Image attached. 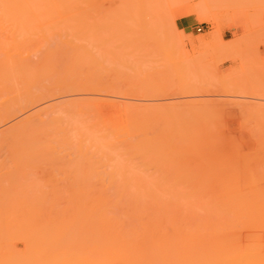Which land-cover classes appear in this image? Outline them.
Listing matches in <instances>:
<instances>
[{"label":"rangeland","instance_id":"1","mask_svg":"<svg viewBox=\"0 0 264 264\" xmlns=\"http://www.w3.org/2000/svg\"><path fill=\"white\" fill-rule=\"evenodd\" d=\"M69 2L0 6V57L6 60V65L9 64L8 59L15 58L35 66L23 77L22 90L29 87L35 90L43 85L50 90L42 100L40 98L41 102L26 104L16 110L15 115L12 113L0 118V141L6 137V142L12 129L31 118L39 121V127L48 123L45 129L54 134L55 140H65L60 145L40 150L43 153L30 151L31 157L22 156L21 160L19 155L23 153L8 145H0V172L7 173H0V218L3 217L0 230L4 233L3 236L0 231V261L5 259L0 263L5 262L8 255L13 261L38 259L35 251L41 249V238L40 241L37 238L42 233L40 227L47 221L42 220L44 225L37 222L41 226L36 230L33 219L37 220L38 215L53 218L52 215L56 214L63 220L57 219L58 222L64 224L59 225L56 216L53 219L56 223L49 219L55 223L53 226H64V232L75 231L73 235L76 237L69 242L71 235L67 236L69 239L63 236L68 243L62 249L58 248V256L60 253L63 259H67L66 256L72 254L73 258L69 259L74 264L76 255L79 261L78 256L86 257L94 251V248L89 251L95 247L93 210L89 219L85 218L86 208L92 205L91 202L98 196L113 199L142 196L149 202L154 197L164 199L165 202L156 207L157 211L165 207L166 212L170 210L168 214L177 211L178 218L181 213V221L184 220L185 225L192 219L185 220L186 215L183 214L189 213L194 217V211H202L201 215L208 213L206 216L211 217L210 221L214 224L220 221L223 228L221 225L210 228L200 224L201 227L186 225L180 229L179 226L173 229L169 226L170 231L167 226L166 234L164 227L152 230L139 228V231L137 228L134 231L133 227L129 230L122 228L116 234L118 237V234H124L125 237L120 238H125V241L115 240L108 264H246L248 261L251 262L249 264H264V219L260 221L264 218V0ZM19 12H29V15L21 17L16 14ZM60 127L63 131L60 129L57 134L52 131ZM39 129L42 131L44 128L41 126ZM218 180L221 183L217 184ZM207 182H215L216 185L213 187ZM208 187L213 192H207ZM226 187L230 191L238 189L234 192L228 190L226 194L234 196L237 193L235 197H239L225 194L229 202L223 198L219 207L217 198L224 195ZM77 188L83 195H77ZM54 196L60 198L55 199ZM181 196V201L186 200V203L178 200ZM191 197L192 201L189 200ZM240 197L242 200L238 201ZM73 201L76 206H73ZM86 201L87 204L90 202L85 208ZM177 201L180 208L175 206ZM64 202L69 204L64 205ZM149 202L148 206L151 205ZM168 202H172L175 208ZM224 203L231 207L235 203L232 209L230 207L232 214H228L229 207ZM223 204L227 211L221 212L219 209ZM237 204L239 209L235 206ZM153 205L149 207L151 211L155 209L156 205ZM211 208L218 210V215L225 212L231 217L238 215L236 220L242 218L243 211L257 215L259 219L254 218L257 222L254 219L249 221L258 229L255 230L246 220L244 226L242 222L238 225V221L225 214L224 217L221 215L222 219L231 228L227 223L224 226L220 215L217 218ZM237 209L241 215L236 213ZM164 210L162 212L166 214ZM206 210L216 215H210ZM113 212L117 213L116 210ZM189 214L187 217L191 218ZM249 214L243 216L247 221ZM6 216L4 223L7 221V226L2 224ZM229 219L232 223L228 222ZM22 221L26 222L25 225ZM27 222L35 227L28 228ZM48 223L50 228V222L45 227ZM245 225L254 230H246ZM34 228L36 231L32 230ZM4 229L8 230V235ZM28 229L34 232L35 237L36 232L41 233L32 240L31 232L33 237L30 240L29 237L27 239ZM62 229L58 231L63 233ZM247 233L248 237L256 233L259 236L245 238ZM257 238L259 241L251 240ZM248 241L257 242V245L249 247ZM251 248L255 249L251 251ZM241 253L246 259L248 254L252 257L245 260ZM255 253L259 256L257 263ZM31 255L35 257L29 259ZM95 258H90L91 263L100 264L99 258Z\"/></svg>","mask_w":264,"mask_h":264},{"label":"bare ground","instance_id":"2","mask_svg":"<svg viewBox=\"0 0 264 264\" xmlns=\"http://www.w3.org/2000/svg\"><path fill=\"white\" fill-rule=\"evenodd\" d=\"M70 1V2H69ZM77 2V0H0V6H32V5H43V4H63V3H67V2H69V3H73V2ZM81 1V0H80ZM68 4V3H67ZM29 13V12H28ZM28 13H26V12H19V13H16L17 15H19V16H21V17H25V16H28L29 14ZM3 14L4 15H7L8 13H5V12H3ZM20 18V17H19ZM14 57V56H13ZM8 61H9V64L8 65H6L5 63H6V60H4V59H2L1 57H0V118L2 117V116H7L8 117V115L9 116H11L10 114H14L15 115V111L16 110H19V109H22V107L23 106H25L26 104H30V103H34V102H38V100L40 101V98H41V100H42V98L44 97V95L46 96V94L48 93V92H50V90H49V87L48 86H40V87H37L35 90H32V88L31 87H29V88H26V90H22L24 87V85L23 86H21V81L24 79L23 77L24 76H26L27 74H29V72L31 71V70H34V68H35V66L33 65H31L29 62H27V61H25V60H22V59H20V60H16L15 58H10V59H8ZM32 66V67H31ZM32 68V69H31ZM50 88H53L52 86L50 87ZM14 94V95H13ZM16 94V95H15ZM41 102V101H40ZM35 105V104H34ZM21 111V110H20ZM34 115V114H33ZM32 115V116H33ZM32 119V120H31ZM31 119H27V121L25 120L24 121V123H19V124H21V125H17L18 127H16V128H14V129H12L11 130V132H9V134H7L8 136H7V138H8V140L5 142V140H6V137H4L5 139H2L1 141H0V145H8V146H10L14 151H18V152H20V153H23V154H20L19 155V157H20V160H21V157L22 156H25V157H23V158H26L27 156L30 158L31 156H29V154H31V152L32 151H34V152H38V154H39V152H40V150L41 151H43V150H45V149H48V148H50V147H52L53 145H56V144H62V143H64L65 142V140H64V138H61V139H57V140H55L54 139V134L52 133V132H47V129H45L46 128V126L48 125V123L46 124V126L44 127V125H40V127H39V121L38 120H35L34 118H31ZM34 119V120H33ZM246 120V119H245ZM248 120V119H247ZM49 121H50V119H49ZM220 121V120H219ZM242 121V120H241ZM218 121H216V123H217ZM243 122V121H242ZM262 122H264V121H262ZM40 123H42V122H40ZM221 124V123H220ZM217 125V124H216ZM41 126L44 128V129H42V131H41V129H39V128H41ZM218 126H219V124H218ZM221 127V126H220ZM242 127H244V126H242ZM252 127V126H251ZM65 128V127H64ZM60 129H61V131H63L62 129L63 128H58V129H53L52 131L55 133V134H57L58 132H61L60 131ZM37 130H38V132H37ZM258 133V132H257ZM260 135V134H259ZM261 138V137H260ZM4 145V146H5ZM227 149V148H226ZM258 149V148H257ZM31 151V152H30ZM255 151V150H254ZM29 152V153H28ZM40 153H43V152H40ZM12 154V153H11ZM18 154V153H17ZM239 154V153H238ZM17 156V155H16ZM233 156V155H232ZM33 157V156H32ZM238 157V156H237ZM14 158H15V156H14ZM22 158V159H23ZM228 158V157H227ZM222 159V158H221ZM236 159H238V158H236ZM17 160H19V159H17ZM25 160V159H24ZM258 160V159H257ZM256 160V161H257ZM31 161V160H30ZM238 161V160H237ZM251 161V160H250ZM255 161V162H256ZM262 161V160H261ZM12 162V161H11ZM26 162V161H25ZM28 162V161H27ZM248 163V162H247ZM21 164H24V162L23 163H21ZM220 164H221V162H220ZM234 164V163H233ZM17 165V164H16ZM29 165V164H28ZM241 165V164H240ZM243 165H245V164H243ZM250 165V164H249ZM22 166V165H21ZM219 166V165H218ZM257 166V165H256ZM260 166V165H259ZM244 167V166H243ZM246 167V166H245ZM244 167V168H245ZM254 167V166H253ZM67 168V167H66ZM239 168V167H238ZM221 169V168H220ZM235 169V168H234ZM255 169V168H254ZM256 169H258V168H256ZM255 169V170H256ZM223 170H224V168H223ZM239 170H241V168H239ZM250 170H252V169H250ZM246 171V170H245ZM249 171V170H248ZM247 171V172H248ZM3 172V171H2ZM2 172H0V173H2ZM21 172H23V171H21ZM25 172V171H24ZM23 172V173H24ZM252 172V171H251ZM255 172V171H254ZM256 172H258V171H256ZM4 173V172H3ZM10 173V172H9ZM18 173V172H17ZM244 173V172H243ZM242 173V174H243ZM248 173H250V172H248ZM261 173V172H260ZM4 174H7V173H4ZM19 174V173H18ZM254 174H256V173H254ZM2 175V174H1ZM228 175H230L231 176V174H228ZM251 175H252V173H251ZM246 176V175H245ZM247 176H249V175H247ZM249 178H251V176L249 177ZM238 179V178H237ZM240 179V178H239ZM260 178H258V180H259ZM198 180V179H197ZM261 180V179H260ZM192 181V180H191ZM200 181V180H199ZM199 181H196V182H199ZM205 180H203V182H204ZM214 181V180H213ZM212 181V182H213ZM249 181V180H248ZM193 182V181H192ZM211 182V183H212ZM219 180H218V183L217 184H219ZM250 182V181H249ZM255 182H257V181H255ZM261 182V181H260ZM260 182H259V184H260ZM262 182H264V181H262ZM208 183V182H207ZM206 183V184H207ZM221 183V182H220ZM246 183V182H245ZM190 184V183H189ZM192 184V183H191ZM191 184H190V186H191ZM209 184V183H208ZM207 184V185H208ZM223 184V183H222ZM235 184V183H234ZM247 184V183H246ZM251 184L253 185L254 183H252L251 182ZM250 184V185H251ZM258 184V185H259ZM179 185V184H178ZM209 185H216L215 184V182H214V184H209ZM208 185V186H209ZM232 185V184H231ZM236 185V184H235ZM249 185V186H250ZM255 185H257V184H255ZM257 185V186H258ZM193 186H195V183H194V185ZM197 186V185H196ZM203 186V185H202ZM227 186V185H226ZM234 186V185H233ZM254 186V185H253ZM180 187V186H179ZM187 187V186H186ZM189 187V186H188ZM187 187V188H188ZM214 187V186H213ZM225 187V186H224ZM227 187H230V185L229 186H227ZM224 188L223 190H226V191H224L225 193H223L222 195L224 196H221V197H219V198H217L218 200H217V202H216V204H219L218 206L220 207V205H222V203H223V198L224 199H226L227 201H228V198L230 197V195L231 194H228L229 192H231V191H233L234 192V190H235V188H234V190H232L231 189V191H230V189H228V188ZM238 187V186H237ZM3 188V187H2ZM24 188V187H23ZM80 188V187H79ZM79 188H77L76 190L78 191H81ZM193 188H195V187H193ZM216 188H217V186H216ZM231 188V187H230ZM258 188V187H257ZM13 189H15V187L13 188ZM210 189H213L212 187L210 188ZM218 189V188H217ZM220 189V188H219ZM219 189H218V191H219ZM222 189V188H221ZM240 189H241V187H240ZM256 189V188H255ZM254 189V190H255ZM262 189V188H261ZM179 190V189H178ZM181 190V189H180ZM185 190V189H184ZM191 190V189H190ZM196 190V189H195ZM222 190V191H223ZM228 190H229V192H228ZM236 190H238V189H236ZM235 190V191H236ZM253 190V191H254ZM10 191V190H9ZM8 191V192H9ZM76 191V192H77ZM79 191H78V193H79ZM192 191H193V189H192ZM198 191V190H197ZM207 191V190H206ZM242 191V190H241ZM258 191V190H257ZM6 192V191H5ZM181 192H183V191H181ZM207 192H213V190H209V187H208V191ZM216 192V191H215ZM226 192H228L227 194H228V198L227 197H225V194H226ZM233 192H232V194H233ZM250 192H252V191H250ZM250 192H249V194H250ZM262 192H264V191H262ZM69 193H71V192H69ZM74 193V192H73ZM84 193V195H85V192H83ZM189 193V191H187V194ZM192 193V192H191ZM194 193V192H193ZM192 193V194H193ZM218 193V192H217ZM217 193H216V195H217ZM240 193V192H239ZM253 193V192H252ZM255 193V192H254ZM257 193V192H256ZM255 193V194H256ZM178 195L180 194L179 192L177 193ZM182 194V193H181ZM210 194V193H209ZM220 194V193H219ZM226 194V195H227ZM235 195L237 194V193H234ZM257 194H261V193H257ZM72 196H74L73 194H71ZM70 195V196H71ZM77 195H83L82 193H79V194H77ZM77 195H75L74 197H77ZM90 195V194H89ZM191 195V194H190ZM202 195V194H201ZM207 195V194H206ZM214 195V194H213ZM235 195L233 196V195H231V197H235ZM241 195V194H240ZM252 195V194H251ZM53 196V195H52ZM68 196V195H67ZM86 196V195H85ZM204 196H205V194H204ZM211 196H212V193H211ZM242 196V195H241ZM244 196V195H243ZM59 196H56V198H55V196L53 197V198H55V199H57ZM81 197V196H80ZM125 197V196H124ZM162 197V196H161ZM174 197H176V196H174ZM207 197V196H206ZM237 197H239V196H236L235 198H237ZM251 197V196H250ZM250 197H245V198H250ZM260 197V196H259ZM262 197H264V195H262ZM51 198V197H50ZM60 198V197H59ZM68 198H69V196H68ZM71 198V197H70ZM73 198V197H72ZM93 198V197H92ZM143 197L141 196V197H139L138 198V196L137 197H132L131 196V198L129 197H127V198H123V196H122V198H121V196L120 197H118V198H108V197H99L98 196V198L97 199H95V201H93V202H91L92 203V205H94L93 203H95V205L93 206V208H91L92 207V205L90 204L89 205V202H88V204H87V201H86V206H85V208L87 209V213H85V215L87 214V217L85 216V218H87V220L89 219V217L91 216V211L93 210V213H94V215H95V225H96V235L95 236H93V237H95L94 238V243H95V247H90L91 249L89 250V251H91L93 248H94V251L93 252H89V251H87V252H89L88 253V256L86 255L87 253H85V255H86V257L84 256L83 257V255L81 254V257L80 256H78V258L80 259L79 261L77 260V255L74 257V259H75V261L72 259V261H74V264H93V263H91V262H93V261H91L92 259H90L91 257H97V258H99V262H100V264H103V263H107V261L109 260V257L110 258H112V254H111V252H112V250H111V247L113 246V244H114V242H115V240L117 239V238H119V239H121L120 241H122V240H124L123 238H120L121 236H124V234L123 235H121V234H118V235H120L119 237L117 236V234H116V232L118 231H121L122 230V228L124 229V228H126V229H131V227H133L132 229L135 231V228H137L138 230L137 231H139V228H140V230L142 229H149V228H151V230L153 229V228H157V229H159V228H163L164 227V232H165V234L167 233L166 232V228H167V226L169 227V226H171L172 227V229H173V227H177V226H179V229L182 227V228H184V227H186V225H187V227H199L200 226V224H201V226L203 227V225L204 226H208V227H210V226H218V225H221V223H217V224H214V223H212L211 221H210V218H209V216H206V215H208V213H206L204 210V212L206 213L205 214V216L204 215H201L200 213L202 212V211H199V212H197V211H194V217L191 215V214H189V213H185V214H183L184 212H187V211H184V212H182V214L183 215H186V217L184 218L185 220H191L192 219V221H188V222H186V225H185V223H183L184 222V220H183V222L181 221V219H182V217H181V213H179V218H178V213H177V211L176 210H174L173 208H175V207H173L174 205L172 204V202L170 203V202H168V204L170 203V206L171 207H173V208H171V210L173 209L174 211H176V213H177V215H176V213L175 212H170L169 214H168V210L169 209H167V212L165 211L166 210V207L163 209L162 207H160V210L161 209H163L164 210V212H166V214L165 213H163L162 211H157L158 209H156V207L157 208H159L158 207V205L160 206V204H163V202H165V201H163L164 199L163 198H161V199H163V200H159L158 198L157 199H155V197H154V200H152V202H149L150 200H148V201H146V197H144L143 199H142ZM169 198V197H168ZM168 198H166L165 197V199H168ZM173 198V197H172ZM220 198H222V199H220ZM261 198V197H260ZM52 199V198H51ZM176 199H177V197H176ZM181 199H183L182 198V196H181V198H178V200H180V202H182L181 201ZM185 199V198H184ZM192 197L189 199V200H191L192 201ZM199 199V198H198ZM197 199V200H198ZM233 199V198H232ZM232 199H229V200H232ZM244 199V198H243ZM256 199V198H255ZM53 200V199H52ZM59 200V199H58ZM58 200H56L57 202H58ZM90 200V199H89ZM172 201H173V199H171ZM196 200V199H195ZM220 200V201H219ZM234 200V199H233ZM238 201H241L242 199H241V197H240V199H237ZM25 201V200H24ZM62 200L60 199V202H61ZM70 201V200H69ZM78 201H81V200H78ZM169 201V200H168ZM186 200H184V202H182L183 204L184 203H186L185 202ZM215 201H216V199H215ZM255 201V200H254ZM54 202H55V200H54ZM74 202L75 201H73V206H76L75 204H74ZM84 202V201H83ZM82 202V203H83ZM148 202L152 205V204H154V205H156L155 206V209L154 210H156V211H154V210H150V206L151 205H149L148 206ZM162 202V203H161ZM179 202V203H180ZM209 202V201H208ZM229 202V201H228ZM59 203V202H58ZM76 203V202H75ZM85 203V202H84ZM177 203V204H176ZM194 203V202H193ZM201 203V202H200ZM200 203H198V204H200ZM203 203V202H202ZM215 203V202H214ZM238 203V202H237ZM256 203V202H255ZM69 203L67 202H64V205H68ZM175 206H178L179 207V205H178V201L177 202H175ZM204 204V203H203ZM207 204V203H206ZM225 204V203H224ZM224 204H223V208L221 207L219 210H222L221 212H223V211H227V210H225L224 209ZM227 204V203H226ZM225 204V205H226ZM229 204V203H228ZM227 204V207H229V210H228V214H229V212L231 211V209L233 208V205L235 204H233L232 205V207H231V205L229 206ZM230 204H231V202H230ZM239 204H241V202H239ZM249 204V203H248ZM64 205H60V206H63V208L65 207ZM153 205V206H154ZM164 205H167V204H165L164 203ZM242 205V204H241ZM252 205V204H251ZM39 206V205H38ZM37 206V207H38ZM161 206H163V205H161ZM181 206V205H180ZM213 206H215V205H213ZM218 206H216L215 208H219ZM235 206H237V208H238V204L237 205H235ZM17 207V206H16ZM69 207V206H68ZM68 207L66 206V208L68 209ZM78 207V206H77ZM113 207L115 208V209H113ZM167 207H169V206H167ZM203 207V206H202ZM209 207V206H208ZM230 207H231V209H230ZM240 207H242V206H240ZM245 207H247V206H245ZM253 207V206H252ZM12 208V207H11ZM113 210H112V209ZM117 208V209H116ZM170 208V207H169ZM180 208V207H179ZM199 208V207H198ZM214 208V209H215ZM235 208V207H234ZM244 208V207H243ZM248 208V207H247ZM15 209V208H14ZM27 209V208H26ZM82 209V208H81ZM149 209V210H148ZM152 209V208H151ZM189 209V208H188ZM192 209V208H191ZM203 209H205L204 207H203ZM212 210V208H211V212L212 211H214L215 213L218 211L217 209V211H215V210ZM236 209V208H235ZM239 209V208H238ZM237 209V210H238ZM241 209V208H240ZM245 209V208H244ZM17 210V209H16ZM56 210H58V209H56ZM62 210V209H61ZM77 210V209H76ZM110 210H111V212H110ZM114 210H116L117 211V213H114L113 211ZM148 210V211H147ZM201 210V209H200ZM248 210V209H247ZM18 211V210H17ZM48 211V210H47ZM54 211V210H53ZM53 211H52V213H53ZM147 211V212H146ZM170 211V210H169ZM207 211V210H206ZM210 210H208L207 212H209ZM240 210H238L236 213H238ZM241 211H243L242 209H241ZM240 211V212H241ZM51 212V211H50ZM50 212H49V215H51L50 214ZM69 212V211H68ZM80 212H82V211H80ZM113 212V213H112ZM150 212H151V214H150ZM213 212V213H214ZM219 212V211H218ZM233 212V211H232ZM232 212H230L231 214H232ZM247 214H249L248 213V211H245ZM244 211L243 212H241V213H243V216H245V217H247V215H246V213H245ZM29 213H31V212H29ZM33 213V212H32ZM38 213H39V211H38ZM74 213V212H73ZM79 213V212H78ZM111 213V214H110ZM146 213V214H145ZM149 213V214H148ZM163 213V214H162ZM199 213V214H198ZM244 213H245V215H244ZM256 213V212H255ZM258 213H259V211H258ZM261 213V212H260ZM14 214V213H13ZM46 214V213H45ZM54 214V213H53ZM58 215H59V213H57ZM65 214H67V213H65ZM82 214V213H81ZM187 214H189V215H191V218H188L187 216ZM195 214H197V215H195ZM204 214V213H203ZM209 214H210V212H209ZM217 214V215H216ZM216 214H210V215H216V217L217 218H219V215H220V218L222 219V216L224 217V215L223 214H225V216L227 217V216H230V219H232V220H235L236 222H237V224L238 225H240V223L242 222H244V220H246V222L247 223H250V219H252V221H254L255 219H259V218H256L257 217V215H255V216H253L252 214L250 215L249 214V216H253V218H250L249 216H248V221H247V218H243V216H242V218H239V220H236V218H238L237 216L238 215H236V216H234V215H232V217H231V214L230 215H228L226 212L225 213H223V214H219L218 215V213H216ZM227 214V215H226ZM235 214V213H234ZM239 214V213H238ZM254 214V213H253ZM19 215V214H18ZM31 215V214H30ZM34 215H36V214H34ZM38 215V214H37ZM222 215V216H221ZM239 215H241V214H239ZM22 216V215H21ZM29 216V215H28ZM39 216H40V218H39ZM52 216H54L53 218H49V216L47 215V218L45 217H42L41 218V215H38V217H37V220H39V221H37V220H35V219H33V222L32 223H34L35 222V224H36V227H35V225L34 224H32L31 222H30V226H28V224H26L27 226H28V228L30 227V228H33V227H35V228H39L40 226L38 225V223L39 224H41L44 220L43 219H45V221L44 222H50L51 224L53 223V222H55L56 223V221H54L53 219L57 216L56 214H54V215H52ZM52 216H50V217H52ZM60 216V215H59ZM59 216H57V218H55L56 220L57 219H59L58 217ZM66 216V215H65ZM78 216V215H77ZM144 216L146 217V218H144ZM199 216V217H198ZM1 217V216H0ZM16 217H17V215H16ZM35 217V216H34ZM61 217H64V216H61ZM81 217H83V214H82V216ZM193 217V218H192ZM197 217V218H196ZM209 218V220H208V218ZM215 217V218H216ZM225 217V218H226ZM235 217V219H233ZM239 217H241V216H239ZM3 218V217H2ZM2 218H0V219H2ZM8 217L6 216V217H4V219L2 220L3 222H2V224H4V225H6L8 222L6 221L5 223H4V221H5V219H7ZM13 218V217H12ZM33 218V217H32ZM32 218H30L31 220H32ZM85 218H83V221H84V219ZM93 218V217H92ZM194 218H196L197 220H194ZM200 218V219H199ZM203 218H207L206 219V221H204V219ZM213 219H214V217H212ZM229 218V217H228ZM255 218V219H254ZM261 218V217H260ZM15 219V218H14ZM13 219V220H14ZM26 219V218H25ZM24 218H23V220H25ZM49 219H52L51 221H53V222H51ZM64 219H65V217H64ZM82 219V218H81ZM129 219V220H128ZM133 219V220H132ZM179 219V220H178ZM202 219V220H201ZM228 220V222L230 221V223H232V220ZM254 219V220H253ZM262 219H264V218H261L260 219V221L262 220ZM17 220V219H16ZM22 220V219H21ZM27 220V219H26ZM35 220V221H34ZM43 220V221H42ZM94 220V219H93ZM131 220V221H130ZM200 220V221H199ZM212 220V219H211ZM225 220H227V219H225ZM15 221V220H14ZM18 221V220H17ZM28 221V220H27ZM30 221V220H29ZM59 221H62L63 222V220H60L59 219ZM82 221V220H81ZM82 221V222H83ZM204 221V222H203ZM209 221V222H208ZM213 222H217L216 220H212ZM222 221H224V219H222ZM240 221V222H239ZM256 222H257V220H255ZM19 222V221H18ZM18 222H16L17 223V225L19 224ZM38 222V223H37ZM46 222V223H47ZM57 222H58V220H57ZM62 222H58V224L59 225H63L64 223H62ZM91 222V221H90ZM180 222V223H179ZM195 222H198V223H195ZM201 222V223H200ZM245 222V223H246ZM262 222H264V221H262ZM0 223H1V221H0ZM15 223V222H14ZM20 223H21V221H20ZM24 223H26V222H23L22 221V225L24 224ZM45 223V226L47 225ZM55 223H53V224H55ZM89 223V222H88ZM181 223H182V225H181ZM224 223H225V221H224ZM224 223H223V225H224ZM226 223H227V221H226ZM226 223H225V225L224 226H227L226 225ZM241 223V224H242ZM246 223V224H247ZM253 222H251L250 223V225L252 224ZM9 224V223H8ZM13 224V223H12ZM32 224V225H31ZM43 224V223H42ZM53 224L52 225H50L51 227L49 228V223H48V227H45V226H41L40 227V231H42V233L41 234H39V232H36V237L38 236V234H39V236H38V240L41 242L39 245L41 246L40 248V250H42V251H40V250H38V252H36L35 251V255H36V257H37V253H38V259H36L35 258V260H25L24 258H21L22 260H20L19 258H18V260H20V261H13L12 259H10V256L8 255L7 257H9V258H7V260L5 261V262H3V263H0V264H73V262H70L71 260L69 259V257H72L73 258V255L72 254H69V256H66L67 257V259L64 257V259H63V255L61 256L60 255V253H59V256H58V252H57V250L59 251V249L58 248H63V246H65V243L67 244L68 242H67V240H65L64 241V239L66 238V239H69L70 237V239H69V242L71 241V239L73 240V237H74V240L76 239V237L73 235L74 234V232L73 231H71L70 232V230H69V232L67 231V232H64V231H66V230H64V226L63 227H61V226H53ZM82 224V223H81ZM80 224V225H81ZM85 224H87V222H85ZM196 224H198L197 226H196ZM228 225H229V223H227ZM236 223H233L232 225L234 226ZM17 225H15V226H17ZM25 225V224H24ZM44 225V224H43ZM70 225V224H69ZM94 225V224H93ZM92 225V226H93ZM129 227H128V226ZM165 225H166V227H165ZM243 226H244V223L242 224ZM253 225V224H252ZM254 225H256V224H254ZM253 225V226H254ZM259 225V224H258ZM7 226V225H6ZM14 225H13V227H15ZM20 226V225H19ZM27 226L25 227V229L27 228ZM71 226H72V224H71ZM124 226H127V227H124ZM200 226V227H201ZM222 226V225H221ZM220 226V227H221ZM10 227V226H9ZM57 227H59V228H57ZM61 227V228H60ZM73 227V226H72ZM171 227H169L170 228V231H172L171 230ZM212 227H210V228H212ZM235 228L237 227L238 228V226H234ZM240 228H241V226H239ZM245 229L247 230L248 229V225H245ZM256 227H257V225H256ZM35 228L34 229H32L33 231H36V230H38V228L35 230ZM45 228H49V229H51V230H46ZM63 228V229H62ZM71 228V227H70ZM74 228H76V227H74ZM81 228V227H80ZM219 228V227H218ZM222 228H223V226H222ZM224 228H226V227H224ZM229 228H231V226L229 225ZM228 228V229H229ZM251 228V227H250ZM250 228L248 229V230H250ZM259 228H261L260 227V225H259ZM43 229H44V232H43ZM63 230V233H69V234H67V235H64L62 232H60V231H58V230ZM93 229V228H92ZM128 229V230H129ZM178 229V228H177ZM197 229V228H196ZM242 229H243V227H242ZM251 229H253V228H251ZM254 229H255V226H254ZM253 229V230H254ZM258 229V228H257ZM257 229H255V230H257ZM262 229V228H261ZM4 230H6V229H4ZM14 230V229H13ZM75 230V229H74ZM161 230H163V229H161ZM1 231V233L3 232L2 231V229L0 230ZM24 231H27V230H24ZM30 231V232H29ZM46 231V232H45ZM49 231V232H48ZM84 231V230H83ZM154 231V230H153ZM174 231H176V230H174ZM198 231V230H197ZM223 231V230H222ZM227 231V230H226ZM4 232H6V234H7V232H8V230H6V231H4ZM16 232H17V230H16ZM29 232V233H28ZM28 235H27V239H28V237L30 238V240H31V238L33 237V239L32 240H34V238H36L35 237V235L33 234L34 232H32L30 229H28ZM31 232H32V237L30 236V234H31ZM84 232H86V231H84ZM88 232V231H87ZM94 232V231H93ZM129 232V231H128ZM154 232H157V231H154ZM220 232V231H219ZM233 232V231H232ZM9 233H11V232H9ZM24 233V232H23ZM26 233V232H25ZM26 233V234H27ZM38 233V234H37ZM178 233V232H177ZM222 233V232H221ZM225 233V232H224ZM223 233V234H224ZM95 234V233H94ZM93 234V235H94ZM132 234V233H131ZM141 234V233H140ZM157 234V233H156ZM155 234V235H156ZM164 234V233H163ZM181 234V233H180ZM184 234V233H183ZM252 234V233H251ZM257 234V233H256ZM256 234H253L254 235V237L256 236ZM259 234V233H258ZM257 234V236H259ZM1 235V234H0ZM2 235L4 236V233H2ZM2 235H1V238H2ZM8 235V234H7ZM14 235V234H13ZM70 236V237H67V236ZM73 235V236H72ZM75 235H76V233H75ZM84 235V234H83ZM89 235V234H88ZM129 235V234H128ZM133 235V234H132ZM198 235V234H197ZM200 235V234H199ZM214 235V234H213ZM253 235H251V237H248V233H247V236L245 235V238H254L253 237ZM26 236V235H25ZM65 238H64V237ZM77 236V235H76ZM86 236V235H85ZM90 236V235H89ZM92 236V235H91ZM134 236V235H133ZM151 236V235H150ZM162 236H164V235H162ZM249 236H250V234H249ZM9 237V236H8ZM40 237V238H39ZM125 237V236H124ZM147 237V236H146ZM157 237V236H156ZM196 237H198V236H196ZM78 238V237H77ZM87 238H88V236H87ZM128 238V237H127ZM135 238H136V236H135ZM164 238H166V237H164ZM163 238V239H164ZM190 238V237H189ZM244 238V237H243ZM26 239V240H27ZM92 239L93 238H91V241H92ZM131 239V238H130ZM137 239V238H136ZM152 239V238H151ZM174 239V238H173ZM5 240H7V239H5ZM4 240V241H5ZM10 241L12 240V239H9ZM60 240H62V243L60 242ZM90 240V239H89ZM144 240V239H143ZM160 240V239H159ZM170 240L172 241V238H170ZM246 241H247V239H245ZM245 240H243V241H245ZM250 240V239H249ZM251 240H258L259 241V238H257V239H251ZM250 240V241H251ZM78 241V240H77ZM76 241V242H77ZM80 241H82V239L80 240ZM88 241V240H87ZM125 241V240H124ZM127 241V240H126ZM129 241V240H128ZM127 241V242H128ZM151 241V240H150ZM35 242H36V239H35ZM64 242V243H63ZM90 242V241H89ZM152 242V241H151ZM150 242V243H151ZM160 242V241H159ZM182 242V241H181ZM249 242V241H248ZM255 242V241H254ZM37 243V245H38V243L39 242H36ZM77 243H79V242H77ZM170 244H171V242H169ZM250 243V244H249ZM248 244H247V242H246V244L250 247V245L252 246V244H256V243H251V242H249ZM31 245L33 244L34 245V242L33 243H30ZM29 244V245H30ZM60 244V245H59ZM61 244H63L62 246H61ZM73 244V243H72ZM120 243H118V245H119ZM122 244H124V243H122ZM122 244H120V245H122ZM177 244H179V243H177ZM246 244H244V245H246ZM24 245H26V244H24ZM27 245H28V243H27ZM30 245V246H31ZM88 245H89V243H88ZM91 245H92V243H91ZM90 245V246H91ZM155 245V244H154ZM257 245V244H256ZM260 245V244H259ZM30 246H28V248L30 247ZM36 246V245H35ZM60 246V247H59ZM81 246V245H80ZM79 246V247H80ZM94 246V245H93ZM157 246V245H156ZM173 246V245H172ZM33 247V246H32ZM38 247L39 246H37V249H38ZM248 247V248H249ZM23 248H25V247H23ZM87 248V247H86ZM245 248V247H244ZM30 249V248H29ZM60 249V252H62L63 250H61ZM82 249L84 250L85 248H83L82 247ZM162 249V248H161ZM166 249H167V247H166ZM176 249V248H175ZM250 249V248H249ZM248 249V250H249ZM252 249V248H251ZM255 249V248H254ZM254 249H252L251 251H253ZM35 250V249H34ZM238 250V249H237ZM247 250V251H248ZM32 251V250H31ZM120 251V250H119ZM161 251V250H160ZM166 250H164L163 252H165ZM167 251H169V250H167ZM250 251V250H249ZM41 252V253H40ZM67 252V251H66ZM79 252V251H78ZM84 252H86V251H84ZM84 252H83V254H84ZM179 252V251H178ZM238 252V251H237ZM69 253V252H68ZM94 253V254H93ZM119 253V252H118ZM121 253V252H120ZM157 253V252H156ZM183 253V252H182ZM231 253V252H230ZM245 253V252H244ZM244 253H241V254H243V256L242 257H244ZM250 253V252H249ZM11 254V253H10ZM29 254V253H28ZM27 254V255H28ZM32 254H34V253H32ZM40 254V255H39ZM63 254H65V252L63 253ZM90 254V255H89ZM115 254H117V253H115ZM123 254V253H122ZM167 254H168V252H167ZM181 254V253H180ZM240 254V255H241ZM252 254V253H251ZM256 254V253H255ZM254 254V255H255ZM12 255H14L13 253H12ZM66 255H68V254H66ZM71 255V256H70ZM79 255V254H78ZM96 255V256H95ZM110 255V256H109ZM188 255V254H187ZM186 255V256H187ZM190 255V254H189ZM246 255V254H245ZM259 255H261V254H259ZM1 256V255H0ZM4 256V255H3ZM30 256V255H29ZM28 256V258L30 259V258H32V256H33V258L35 257L34 255H31V257H29ZM62 258H61V257ZM114 256V255H113ZM181 256V258H182V255H180ZM238 256V255H237ZM250 256V257H249ZM256 256H257V254H256ZM255 256V261H256V263H257V259H258V257L259 256H257L256 257ZM5 257H6V254H5ZM14 257V256H13ZM21 257V256H20ZM22 257H23V255H22ZM170 257V256H169ZM235 257V256H234ZM242 257H241V259H242ZM247 257V256H246ZM252 257V255H249L248 254V258H251ZM254 257V256H253ZM61 258V259H60ZM171 258V257H170ZM190 258H191V256H190ZM236 258V257H235ZM245 258V257H244ZM248 258L246 259L245 258V260H248ZM15 259H16V257H15ZM69 259V260H68ZM96 259V258H95ZM178 259V258H177ZM188 259V258H187ZM210 259V258H209ZM209 259H207V260H209ZM3 260H5V259H2L0 262H2ZM66 260H67V262H66ZM94 260V259H93ZM168 260V259H167ZM227 260V259H226ZM226 260H224V261H226ZM238 260V259H237ZM245 260L243 261V263L245 262ZM250 260H252L253 262H254V260L253 259H250ZM62 261V262H61ZM78 261V262H77ZM110 261V260H109ZM108 261V262H109ZM228 261V260H227ZM227 261H226V263H227ZM242 261V260H241ZM240 261V262H241ZM134 262V261H133ZM170 262V261H169ZM199 262V261H198ZM249 262V261H248ZM247 262V263H248ZM124 263V262H123ZM132 263V262H131ZM138 263V262H137ZM234 263H236V262H234ZM246 263V264H247ZM249 263H251V262H249ZM248 263V264H249ZM255 263V262H254ZM253 263V264H254ZM108 264V263H107ZM127 264H129V262L127 263ZM168 264V263H167ZM198 264V263H197ZM200 264V263H199ZM245 264V263H244Z\"/></svg>","mask_w":264,"mask_h":264}]
</instances>
